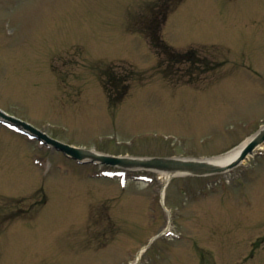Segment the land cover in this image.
I'll return each mask as SVG.
<instances>
[{
	"label": "rangeland",
	"instance_id": "rangeland-1",
	"mask_svg": "<svg viewBox=\"0 0 264 264\" xmlns=\"http://www.w3.org/2000/svg\"><path fill=\"white\" fill-rule=\"evenodd\" d=\"M19 1L0 0V108L51 138L86 148L118 142L144 153L157 145H172L178 155H209L232 145L229 142L241 135L226 130L225 124L264 114V98H251L249 90H236L233 79H228L224 89L214 82L194 109L195 99L204 90L167 85L162 77L129 93V101L108 105L93 76L85 87L83 78L77 76L80 70L67 67L68 77L61 75V61L52 62L51 57L60 55V47L66 44L62 42L71 34L82 46L76 52L83 54L79 57L89 74L91 61L96 65L97 61L124 58L148 64L151 57L144 42L131 31L134 11L126 12L123 0H52L51 9L38 12L35 1L27 0L29 8L31 5L28 15L23 11L26 0ZM8 19L9 27L3 29ZM174 20L173 40L221 38L229 46L228 52L224 49L229 59L224 66L236 64L242 71L254 73L246 83L264 93V0H188ZM7 29L11 39L4 36ZM66 78L73 79L67 83L72 91L60 88L66 85ZM17 135L0 129L1 192L10 197L27 189L32 180L40 184L43 178L45 186L52 178L58 185L53 195L49 192L53 204L44 208L46 214L32 216L27 229L10 238L12 243L5 239L0 264H124L142 247L147 264H264V220L243 221L238 231L220 230V236L214 237L209 224L212 220L215 228L220 227L233 215L264 219V156L245 169L250 171L247 174L255 173L256 180L248 184L243 177L234 178L227 186L226 200L220 191L209 193L210 199H187L174 181L166 190L167 206L198 202L201 205L196 203V208L205 217L200 224L191 223V218L178 222L177 237L152 239L160 228L157 221L162 206L153 201L149 189H140L134 181L125 186L101 182L81 175L63 161L59 175L50 157L45 166L37 167L25 154L19 159L20 151L30 153L31 144ZM46 170L51 171L46 174ZM194 180L180 183L193 191L204 184ZM114 210L121 215L113 216ZM102 212L110 214L104 231L99 229ZM193 213L194 220L202 217L196 210ZM82 215H86L83 224ZM145 217L153 219V224ZM116 235L121 236L108 245ZM192 238L198 247H192ZM107 245L104 252L98 251Z\"/></svg>",
	"mask_w": 264,
	"mask_h": 264
},
{
	"label": "water",
	"instance_id": "water-1",
	"mask_svg": "<svg viewBox=\"0 0 264 264\" xmlns=\"http://www.w3.org/2000/svg\"><path fill=\"white\" fill-rule=\"evenodd\" d=\"M264 137V132H262V134L255 140L256 142L257 141H259L260 139H262ZM252 142L249 146H248V148L246 149V151L243 153V155L251 148V147H253L254 145H255V143L256 142Z\"/></svg>",
	"mask_w": 264,
	"mask_h": 264
},
{
	"label": "bare ground",
	"instance_id": "bare-ground-1",
	"mask_svg": "<svg viewBox=\"0 0 264 264\" xmlns=\"http://www.w3.org/2000/svg\"><path fill=\"white\" fill-rule=\"evenodd\" d=\"M229 159H230V157H227V158H219V159H217V160H220V162H221V161L225 162V161H227V160H229Z\"/></svg>",
	"mask_w": 264,
	"mask_h": 264
}]
</instances>
